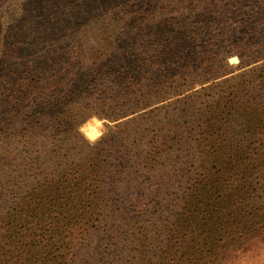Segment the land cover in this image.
Returning <instances> with one entry per match:
<instances>
[{
  "label": "trees",
  "instance_id": "1",
  "mask_svg": "<svg viewBox=\"0 0 264 264\" xmlns=\"http://www.w3.org/2000/svg\"><path fill=\"white\" fill-rule=\"evenodd\" d=\"M199 4L23 0L0 49V264H226L251 240L264 242V187L254 194L245 182L233 191L217 186L236 204L218 217L205 207L212 194L195 204L197 194L175 196L153 209L165 195L133 134L159 126L157 104L193 86L197 62L207 64L206 53L234 37L212 29L218 3ZM31 20L52 29L35 34L25 27ZM255 46L247 65L261 62L200 106L211 128L200 144L210 161L198 179L203 187L228 170L241 178L254 163L239 167L252 146L233 128L247 113L264 116V44ZM90 116L115 122L93 145L78 131ZM177 181L190 186L194 176ZM135 194L153 211L137 214Z\"/></svg>",
  "mask_w": 264,
  "mask_h": 264
},
{
  "label": "rangeland",
  "instance_id": "2",
  "mask_svg": "<svg viewBox=\"0 0 264 264\" xmlns=\"http://www.w3.org/2000/svg\"><path fill=\"white\" fill-rule=\"evenodd\" d=\"M182 1H188L190 3L200 2L199 5L204 2L218 3L215 14L220 16L221 19L212 26V29L234 36L230 41L232 43L228 45H223L222 43V49L218 48L209 51L208 54L206 53L209 59L207 64L197 62L199 71L201 72L199 77L203 78L204 76L207 79L203 80L207 81H200V78L182 94L172 98L167 97L157 104L161 106L159 126H155L153 130L146 129L144 135L135 130L133 135L137 140L142 142V145L145 144L144 152L139 156L147 161L151 168V175L153 178L154 176L156 177L154 178V183L159 185L158 187L162 189L163 195H165L163 200L161 192L158 193L161 199L158 197L154 199L156 203L152 204L154 205L153 209L157 208L161 210L160 206L164 203L169 207L173 202L171 201L172 198H175V196L182 198L183 194H197L192 197L195 200L193 201L195 204L197 200L198 203H200L204 195L212 194L217 199L210 203L208 202L209 204L207 203L205 207L209 212L211 211L218 217L222 216L226 206L235 208L236 204H234L232 200L226 202L227 199L224 200V196H226L225 190L219 189L217 186L224 185L225 189L233 191L245 182V185H248L251 189L254 187L252 190L255 192L254 194H257V192L264 187V171H262V165H259L261 162H264V116L262 121H260L258 118L262 117V115L257 114L255 117L254 115L246 114V111V115H243L242 119L237 117L240 122L238 124V129L235 127L233 128V130L240 133L241 142H247L252 146L251 153L253 155H251V157H244L238 163L239 167L242 168L244 162H254L251 166H246V173L244 169L240 171L241 175L244 174V176L240 178L237 173H234L231 177H228V170V175H222L223 177L219 176L217 180L212 179L203 187L202 184H197L198 181H200L198 179L202 177V172H205V174L207 173V166L210 165V161L204 155L206 151L203 154L201 153L200 144L202 142H208L204 137L211 132V128L206 126L203 122L204 117L201 113L202 109L200 106L201 104L212 105L213 102H215L214 99L218 100L225 92L230 90L227 86L230 82L235 81V79L232 78L234 75L245 68L252 67L261 62H251L250 65H247L252 61L249 59L254 56L252 51L256 49L255 45L258 43L264 44V0ZM22 2L23 0H0V49L3 43L2 38L6 35V31L10 29L7 25L14 23L17 19L19 6ZM250 15H252V18H249ZM256 16H258L259 19L254 20ZM55 24L57 23H53V25ZM244 24H246V27H244ZM25 27L30 29V31L33 30L35 34L46 28L52 29L50 25L41 24L39 22L34 23L32 20L31 23L25 25ZM248 33L251 34V37ZM244 36H246V38ZM241 37H243L245 41L241 40ZM63 44V42H58L56 45L63 46ZM232 56L238 58L237 63L229 62V58ZM215 60H218L217 66H221L220 75H218V77L212 75L213 71L218 69ZM240 66L244 67L240 69ZM206 71L211 73L207 74L205 73ZM255 75V77H257L256 72ZM241 79H243V76L239 77L238 80L240 81ZM218 81H220V83L216 85ZM211 107L212 109L214 108L213 106ZM212 112H214V110L209 111L210 114H212ZM113 124H115V122L97 116H90L80 123L78 131L89 144L93 145L108 133L110 127L113 128ZM149 131H151L150 134ZM219 140H221V138ZM134 143L138 144V142ZM135 144H133V146H136ZM158 144L159 147L156 148ZM210 159H213V156ZM150 163H153V165H150ZM206 164L207 166L205 167ZM184 175L194 176L195 182L193 181L190 186H185L184 184L180 186L177 179ZM158 187L151 183L149 185L151 190H156ZM214 190H217V192ZM133 199L135 202L139 203L136 208L137 214L143 213V209H149L150 207L151 212L153 211L151 205L152 201L149 198L144 199V197L139 196V194H135L133 195ZM157 202L160 203L157 204ZM143 218H145V216H143ZM224 226H227L226 223ZM157 228L158 226H156V229ZM263 256V240L253 239L247 248H240L232 252L231 256L226 258V264H242L243 260L249 264H260L261 261L260 263L258 261ZM262 260L264 262V259ZM194 262L197 263L196 259Z\"/></svg>",
  "mask_w": 264,
  "mask_h": 264
},
{
  "label": "water",
  "instance_id": "3",
  "mask_svg": "<svg viewBox=\"0 0 264 264\" xmlns=\"http://www.w3.org/2000/svg\"><path fill=\"white\" fill-rule=\"evenodd\" d=\"M229 62L230 63H237L238 62V58L236 56H232L229 58Z\"/></svg>",
  "mask_w": 264,
  "mask_h": 264
}]
</instances>
